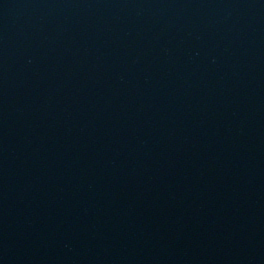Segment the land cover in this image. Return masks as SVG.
I'll return each mask as SVG.
<instances>
[{"label":"water","instance_id":"95a60500","mask_svg":"<svg viewBox=\"0 0 264 264\" xmlns=\"http://www.w3.org/2000/svg\"><path fill=\"white\" fill-rule=\"evenodd\" d=\"M0 264H264V0H0Z\"/></svg>","mask_w":264,"mask_h":264}]
</instances>
